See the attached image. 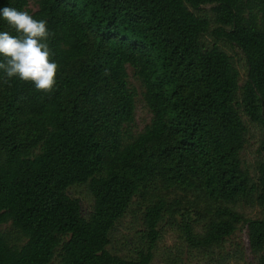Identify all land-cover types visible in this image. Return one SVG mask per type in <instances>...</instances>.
Here are the masks:
<instances>
[{
	"label": "trees",
	"instance_id": "obj_1",
	"mask_svg": "<svg viewBox=\"0 0 264 264\" xmlns=\"http://www.w3.org/2000/svg\"><path fill=\"white\" fill-rule=\"evenodd\" d=\"M5 6L47 21L58 71L46 93L0 70V264H153L165 228L225 264L241 259L224 245L243 227L264 264V0ZM0 31L17 35L2 17ZM220 41L242 52V81ZM138 89L151 118L134 133ZM251 126L252 170L241 158ZM128 214L137 244L112 251Z\"/></svg>",
	"mask_w": 264,
	"mask_h": 264
},
{
	"label": "rangeland",
	"instance_id": "obj_2",
	"mask_svg": "<svg viewBox=\"0 0 264 264\" xmlns=\"http://www.w3.org/2000/svg\"><path fill=\"white\" fill-rule=\"evenodd\" d=\"M223 48L230 54L235 60L237 68L240 72V80L245 78L246 65L244 61V56L239 48L234 47L228 43H221ZM130 82L134 86H138L137 82L132 77V72L129 68ZM136 97V109H135V121L132 126V131L134 133L141 131L146 124L149 123L151 114L144 105L140 89L137 91ZM258 154V131L254 126H251L250 133L248 135V141L244 149L241 152V158L245 165L252 170L253 163ZM264 157V153H260ZM73 193L81 197L83 209L86 211L88 209L89 200L86 197L84 191L78 193V190L73 191ZM245 213L248 217H257L260 215L257 208H244ZM140 227L139 214H128L117 226L116 230L113 232L111 237V243L108 246L112 251H119L124 253V250L133 247L137 244V230ZM238 246L241 249V259H231L230 262L225 264H256L252 254L249 251L247 236L245 227L240 228L231 236L224 245V252L233 253V248ZM127 250V249H126ZM224 254V253H223ZM168 258H177L185 264H213L212 260L208 256L202 255L199 252L191 251L187 249L186 244L182 239L179 238V232L175 229L165 228L163 238L159 241L153 264H165Z\"/></svg>",
	"mask_w": 264,
	"mask_h": 264
},
{
	"label": "clouds",
	"instance_id": "obj_3",
	"mask_svg": "<svg viewBox=\"0 0 264 264\" xmlns=\"http://www.w3.org/2000/svg\"><path fill=\"white\" fill-rule=\"evenodd\" d=\"M2 17L17 35L0 31V70L5 79L18 77L30 81L37 91L52 92L56 85L57 63L47 40L50 35L47 21L35 19L28 11L5 6L0 9Z\"/></svg>",
	"mask_w": 264,
	"mask_h": 264
}]
</instances>
